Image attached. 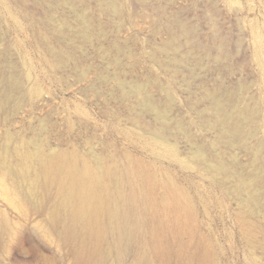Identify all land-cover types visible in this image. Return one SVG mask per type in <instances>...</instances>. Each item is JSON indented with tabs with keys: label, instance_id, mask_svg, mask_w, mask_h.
Instances as JSON below:
<instances>
[{
	"label": "rangeland",
	"instance_id": "374dc122",
	"mask_svg": "<svg viewBox=\"0 0 264 264\" xmlns=\"http://www.w3.org/2000/svg\"><path fill=\"white\" fill-rule=\"evenodd\" d=\"M113 1L0 0V160L14 168L32 145L138 161L159 195L171 180L191 200L170 264H200V242L208 264H264V0ZM15 180L0 171V264H85L51 222L56 189Z\"/></svg>",
	"mask_w": 264,
	"mask_h": 264
},
{
	"label": "bare ground",
	"instance_id": "6f19581e",
	"mask_svg": "<svg viewBox=\"0 0 264 264\" xmlns=\"http://www.w3.org/2000/svg\"><path fill=\"white\" fill-rule=\"evenodd\" d=\"M113 2L109 5L114 6ZM133 91L154 107L141 86H134ZM157 139L163 141L162 136ZM0 171L16 176L14 188L26 184L32 196L38 189H56L59 201L51 222L65 219L64 237L79 239L85 264L103 263L112 254L121 261L130 246L141 250L134 264H170L172 238H178L182 228L190 225L192 207L187 193L169 180L167 192L159 195L152 171L131 159L122 168L117 162L83 157L76 150L48 152L29 145L18 166L12 168L2 159ZM249 188L248 179H241L239 193L248 195L252 208L259 198ZM16 194L19 204L27 203L21 193ZM9 231L8 218L0 217V235ZM193 257L200 264L213 258L203 242Z\"/></svg>",
	"mask_w": 264,
	"mask_h": 264
}]
</instances>
